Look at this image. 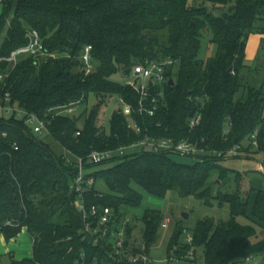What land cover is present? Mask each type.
Instances as JSON below:
<instances>
[{"label": "trees", "instance_id": "obj_1", "mask_svg": "<svg viewBox=\"0 0 264 264\" xmlns=\"http://www.w3.org/2000/svg\"><path fill=\"white\" fill-rule=\"evenodd\" d=\"M190 1L1 0L0 73L8 77L5 85L0 83V98L10 92L14 106L44 119L49 138L62 151L56 152L15 113L0 116V234L11 240L26 228L34 240L32 257L13 264H93L95 256L97 264H109L112 259L106 251L83 239V221L74 206L77 194L71 187L77 167L64 151L84 156L91 148L116 149L146 134L204 139L201 146L209 153L198 156L195 164L177 162L169 152L141 150L122 157L113 166L94 171L92 175L103 180L109 192L96 186L86 191L89 206L111 207L117 221L121 207L141 204L143 196L135 185L156 197L174 190L206 206L229 207L228 220L207 217L196 224L192 246H203V264H236L264 250V239L256 240L254 225L238 220L251 216L264 222V188L250 205L254 187L243 193V175L223 165L225 157L214 154L238 145L246 153L258 129L256 152L264 155V61L252 65L247 59L251 35L264 34V0H201L218 7L230 4L221 15ZM31 29L39 32L45 49L57 57L25 55L15 66L1 60L28 43ZM205 33L217 50L203 60L199 53ZM87 45L93 48L94 65L88 74L81 60ZM167 58L175 61L168 76L176 84L165 85L154 116L134 113L142 133L128 128L122 109L114 111L110 133L98 125L100 107L72 116L62 111L79 106L91 93L101 98L100 104L117 95L136 108L139 97L133 87L111 77L134 65ZM185 88L189 95L184 94ZM197 114L202 119L191 129L189 121ZM233 181L237 186L231 190ZM163 220L161 211L145 210L147 252L160 237ZM125 230L126 246L140 250L130 244L132 225L128 223ZM182 234L179 228L172 235L168 255L175 245H182L179 254L191 249L180 242Z\"/></svg>", "mask_w": 264, "mask_h": 264}, {"label": "built area", "instance_id": "obj_2", "mask_svg": "<svg viewBox=\"0 0 264 264\" xmlns=\"http://www.w3.org/2000/svg\"><path fill=\"white\" fill-rule=\"evenodd\" d=\"M1 2V0H0ZM28 43L20 46L13 50L9 56L1 58L10 62L15 66L21 57L25 55H33L38 58H53L57 55L55 53H49L44 46L43 39L39 32L35 29H31L27 33ZM92 46L87 45L81 56L84 71L90 73L94 65L92 63ZM175 61L167 58L162 61H148L146 63H140L134 65L131 68V74L133 79L127 84H130L138 94V103L136 108L126 103L122 98L119 97L123 104L122 113L128 118V128L138 134L142 133V125H140L133 117L134 113L139 115L154 116L159 109L160 99L164 95L165 85L169 83L171 79L168 76V71L174 66ZM8 74L0 73V83H4ZM77 106L71 105L64 108V112L73 113ZM0 112L6 115L15 113L18 118L24 119L25 123L31 127L32 132L35 134H42L44 131L48 132L47 122L33 113H28L26 110L20 107H16L12 104V97L10 92H5L0 98ZM201 115L197 114L192 117L189 121V127L195 128L201 121ZM258 129L254 131L251 136L252 148L258 149ZM77 136L80 135V131H77ZM204 139L199 141L185 138L176 140L170 137H155L146 134L141 139L120 146L116 149L108 150H97L91 148L86 150L84 156H77L69 151L65 152V157L71 163L75 162L77 167V176L72 183V190L77 194L74 206L77 212L81 215L83 225L81 233L83 239L91 243L93 246L99 247L106 251L112 259L109 264H161V259L155 258L151 250L155 249V244L150 247V251L145 250V245L140 247V250L133 251L131 247L126 246L128 237L126 234L125 227L120 230H112V225L116 222L114 220V210L108 206L92 205L89 206L84 193L89 189H93L96 186L97 180L92 175L95 167H87V165H100L103 163H109L118 161V159L127 155H132L138 151L144 150L149 152H169L179 154L182 156H202L209 153V150L203 146ZM137 149V150H135ZM131 150V151H129ZM219 157H237L238 155L244 154L240 151V146H235L226 152H215ZM97 170V169H96ZM258 172L264 175V162L258 163ZM98 196L102 197V193H98ZM170 224V219L165 218L162 222L161 227L167 228ZM114 237V242L110 241L111 237ZM184 243L191 245L183 258L170 259V262H184L185 260L190 261L194 256L193 238L187 236ZM180 246L175 245L174 250H178ZM173 251V249H172ZM171 251V252H172ZM84 257V254H82ZM253 259L249 257L248 260ZM97 256L94 258L93 264L96 263ZM191 262V261H190Z\"/></svg>", "mask_w": 264, "mask_h": 264}, {"label": "rangeland", "instance_id": "obj_3", "mask_svg": "<svg viewBox=\"0 0 264 264\" xmlns=\"http://www.w3.org/2000/svg\"><path fill=\"white\" fill-rule=\"evenodd\" d=\"M191 5L194 6H206L208 11L211 13H215L216 15L223 14L224 11L228 10L231 5L218 7L210 2H202L201 0H191ZM3 12V5L0 3V15ZM263 24V23H262ZM264 25V24H263ZM257 35V36H256ZM252 37L249 38L248 46L250 47L249 55L252 59L250 63L252 65L257 64L258 61H264V34H252ZM259 37V38H258ZM217 46L216 44L211 42V35L204 34L202 38L201 50L199 53V58L206 60L209 57H212L216 54ZM133 79L132 75H125L124 72L119 71L111 77V80L119 83H128ZM259 84V82L257 83ZM101 98L97 97L95 94L91 93L87 100L81 103L76 107V110L70 114L72 115H80L87 111H90L94 108L100 107V119L98 118L99 123L102 124L106 133H110L111 130V119L115 110L122 109L123 104L121 103L119 97L117 95L105 98L104 103L100 104ZM3 112H0V115H3ZM81 129V128H80ZM40 138L47 140V142L51 145V147L56 151L61 153V149L57 146V144L48 136V132L44 131L42 134H38ZM247 147H249V143H246ZM251 149V148H250ZM249 149V150H250ZM254 149V148H252ZM137 150V149H135ZM256 149H254L255 151ZM131 151V150H129ZM260 154V153H259ZM264 155L261 153L257 155L254 159H243V158H233L230 159L227 163V166L232 168L233 170L240 171L243 175L244 179L242 181V192L246 193L251 185L254 187V193H252L250 197V205H252L254 201V197L257 192L264 188V175L255 171L254 166L256 162L262 160ZM170 157L180 163L185 164H195L198 161V157L195 156H182L179 154H170ZM249 158V157H248ZM264 162V159L262 160ZM117 161L105 163L101 166H97L94 168H107L116 164ZM214 176L213 179H215ZM245 180V181H244ZM216 189L220 186L221 182L218 180L216 182ZM237 186V183L233 181L231 190H234ZM136 190H138L142 196V202L139 206H123L119 211V219L112 225V230H120L125 227L128 223L132 225L133 231L132 236L130 238V244L136 247H142L144 245L143 232L145 225L142 221V217L146 209H155L161 211L163 214V219L169 218L170 224L167 228H160L159 230V238L155 243V249L151 250V254L153 253L155 258L161 259V264H169L170 259H177L178 257L183 258L185 255L181 252V254L177 253L178 250H174L168 255V243L172 235L179 228L182 229L183 234L180 237V242H185L187 236L194 237V230L196 228V224L199 220L205 219L207 217L213 218L216 222H220L222 220H228L230 217L229 207L227 205L223 207H219L218 205L214 206H206L203 202L194 197H182L176 191L171 190L167 193L165 197H156L148 193L146 190L139 186H134ZM96 188L102 192H109V188L104 183L103 180H98L96 183ZM224 190L226 187H222ZM250 191V190H249ZM251 212H249V215ZM184 214L188 215V218L184 217ZM239 222L243 224H252L256 228L257 238L256 240L264 239V222H256L251 216L248 217H239ZM23 230V229H22ZM19 240H21V245L24 250L33 249V237L29 233L27 229L20 232L17 236ZM16 239V238H15ZM13 240V239H12ZM10 241V240H6ZM111 242H114V237L110 238ZM177 246H182L177 245ZM180 249V248H178ZM194 256L190 261L184 262H170L171 264H203V246H195L194 245ZM179 254V256H178ZM170 256V257H169ZM11 259V258H10ZM8 257L2 260V264H7V261L10 260ZM236 264H264V250L253 257L251 260L239 261Z\"/></svg>", "mask_w": 264, "mask_h": 264}, {"label": "crops", "instance_id": "obj_4", "mask_svg": "<svg viewBox=\"0 0 264 264\" xmlns=\"http://www.w3.org/2000/svg\"><path fill=\"white\" fill-rule=\"evenodd\" d=\"M257 36V35H256ZM252 37V36H251ZM250 37V38H251ZM259 38V37H258ZM250 47H247V59H252L249 55V51ZM1 116V115H0ZM261 154V153H260ZM259 153L256 152V150L254 151V149H250L248 150L246 153L242 154L239 158H243V159H254L256 158L257 155H260ZM249 157V158H248ZM263 157V156H262ZM234 157L231 158H226L222 163L223 165H225L226 167L230 168L229 166H227V163L230 159H233ZM264 159V157L262 158V160ZM261 160V161H262ZM256 162L254 169L256 172H258L257 167H258V163ZM232 169V168H231ZM240 172V171H239ZM260 173V172H258ZM23 228L22 232L24 231ZM16 238V239H15ZM13 238V240L11 239L10 241H6L5 237L3 234H0V264H2V260L6 257H8L10 260L7 261V264H13L16 261H20L22 259L25 258H30L33 255V249L30 250H24L22 248L21 245V240H19V238L15 237Z\"/></svg>", "mask_w": 264, "mask_h": 264}, {"label": "water", "instance_id": "obj_5", "mask_svg": "<svg viewBox=\"0 0 264 264\" xmlns=\"http://www.w3.org/2000/svg\"><path fill=\"white\" fill-rule=\"evenodd\" d=\"M124 74L127 75V76H129V75L131 74V68H127V69L124 71ZM175 84H176V82H175L174 79H170V80H169V85H175ZM263 87H264V83L261 85V88H263ZM184 94H185V95H189V94H190V91H188L187 88H185V90H184ZM184 217H185V218H188V215H187V214H184Z\"/></svg>", "mask_w": 264, "mask_h": 264}]
</instances>
